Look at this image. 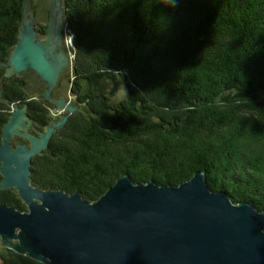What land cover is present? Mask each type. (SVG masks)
Returning <instances> with one entry per match:
<instances>
[{"label":"trees","instance_id":"trees-1","mask_svg":"<svg viewBox=\"0 0 264 264\" xmlns=\"http://www.w3.org/2000/svg\"><path fill=\"white\" fill-rule=\"evenodd\" d=\"M24 5L0 0V63L19 41ZM64 13L79 54L72 92L93 100L98 119L70 120L68 135L33 158L34 187L80 191L93 202L126 175L136 184L180 185L201 171L211 190L264 211V0H65ZM47 22L36 24L41 36ZM119 78L129 96L118 105L104 87L82 84ZM15 82L3 90L0 139L9 105L29 96L30 82ZM24 104L35 131L48 126L40 103ZM0 204L26 209L15 189H0Z\"/></svg>","mask_w":264,"mask_h":264},{"label":"water","instance_id":"water-1","mask_svg":"<svg viewBox=\"0 0 264 264\" xmlns=\"http://www.w3.org/2000/svg\"><path fill=\"white\" fill-rule=\"evenodd\" d=\"M30 1L25 0L19 41L4 64L3 82L31 71L46 84L45 96L52 99L70 63L62 49L65 0H52L44 36L28 10ZM2 93L0 86V100ZM56 102L59 109L78 108L65 100ZM15 109L0 145L1 188L15 189L28 209L0 204L2 247L43 264H264V211L211 190L201 171L180 185L136 184L126 175L93 202L80 191L34 187L33 158L49 148L69 116L36 136L23 132L32 123L28 106ZM16 135L27 138L30 147L14 148L11 139Z\"/></svg>","mask_w":264,"mask_h":264},{"label":"rangeland","instance_id":"rangeland-1","mask_svg":"<svg viewBox=\"0 0 264 264\" xmlns=\"http://www.w3.org/2000/svg\"><path fill=\"white\" fill-rule=\"evenodd\" d=\"M51 2H52V0H31L30 1V6H29L28 10L34 14L35 21H36V24L38 27H40L41 24H44V25L48 24L47 20H49V24H50ZM24 8H25V5H24ZM63 31H64V33H63V40H62V49L67 54L68 58L70 59V63L67 66V68L65 69L64 74L62 75V77L58 83V86L55 88V90L51 94L52 99L46 98V96H45L46 84L43 81H41V79L38 80L36 78L35 73L31 74L29 76H26V75H24V73H26V72H23L21 74L14 75L12 77H8L7 78L8 80L6 79V81L3 82V79H5L4 75H5V72L7 69V66H5L4 64H6L9 61L10 56H9L8 61L6 63H0V65L3 64L2 66H0V70L3 68V71H4L3 77H2L1 82H0V86H2L3 90L5 87V84L9 80H12V78H15V80H16L15 83L18 85L21 83L20 81H22L24 79L27 80L28 82H30L29 85L27 86L28 91L26 92L27 95H29V96L26 98V100H24L22 102H18V103L23 104V106H25L24 103H32V102H35L37 104L40 103L39 104L40 108L43 107L45 112L48 113V116H46L47 118L46 117H44V118H46L47 120L48 119L50 120V122L48 123L49 126L52 125L54 122L56 123V122L61 121L62 117L64 115L69 116L66 124L63 125L60 129H58L52 138V139L57 138L58 140L62 139L61 136L66 137V135H68V132L65 133V132H63V130H64L65 126H67V124L70 120L75 121V120H79V119H81V120L85 119L84 122H86V121H88V117H90V116H92L93 119L97 118L96 113H90L91 112L90 108H93V102H92L93 100H90V99L86 100L85 98L83 99L82 97H80L79 94L78 95L73 94V92L77 91V89H78L77 85H80V81H79V84L76 85V81L78 80V77L75 75L76 74V70H75L76 67L75 66H76V61H77V55H79V54H78V49H77L76 42H75V34L73 33V31L71 29L68 28V25H66V21H65V26L63 28ZM28 72L29 71H27V73ZM132 76H135L133 74V72H132ZM82 84L86 88L85 91H90V90H94V89H101L102 87H104L106 89V92H107L106 95L111 96V98H112L111 102L114 105H118L121 102H127L128 101L127 99L129 96V91H128L127 82L124 78H119L117 81H114V82L110 81L109 79H106L105 81L103 80L101 82V85L94 84L93 87H91L86 82H83ZM132 87L136 88L137 92L141 91L135 85H132ZM41 91H44V92H41ZM63 94H65V95H63ZM83 94H85V93H83ZM1 97L4 98L3 93L1 95ZM56 100H65L69 106H77L78 108L75 110V112H70V111H67L66 109H59L58 103L56 102ZM2 102H4V101H0V110H2L4 108L1 105ZM9 106H10L9 107L10 109L8 110V114H9V118H10V116L16 111V109L11 107V105H9ZM95 109H98V108L96 107ZM27 112H28V109H27ZM41 112H39V113H41ZM46 113H45V115H46ZM244 113H246V115H247L246 117H248V118L254 117L253 112H243V114ZM28 115H29V112H28ZM99 115L101 116V113H99ZM249 116H251V117H249ZM103 117H104V114H103ZM9 118H8L7 122L9 121ZM39 128H41V130L43 132L47 131V125L44 128H43V125L42 126L39 125ZM33 131H35L34 127H30L26 131L23 130V132H25V133L29 132V133H33L34 135H38V136L40 135L39 131H35V132H33ZM68 131H69V133H72L71 130H68ZM3 133H4V125H3L2 130H1L0 145L3 142ZM77 133H78V131H77ZM58 134H59V136H57ZM19 144H25V145H27V147H30V141L27 138H24L20 135H16L15 137H13L11 139V145L15 148ZM0 175H1L2 181H3V176L1 173H0ZM2 181H1V183H2ZM8 190H10V189H8ZM24 206L26 207V209L25 208L24 209H22V208L18 209L15 207H13V208H15L16 210H19L21 212H25V211H27L28 208H27V205L25 203H24ZM1 242H2V237L0 236V244H1ZM4 251H6V252H4ZM0 256L5 257V258L15 257L17 259L19 258L20 260H22L21 257H23V256L25 257L26 255L18 253L13 248L2 247L0 245ZM32 260L36 261V260L31 258V261ZM37 262H39V261H37ZM0 264H3L1 258H0Z\"/></svg>","mask_w":264,"mask_h":264},{"label":"bare ground","instance_id":"bare-ground-1","mask_svg":"<svg viewBox=\"0 0 264 264\" xmlns=\"http://www.w3.org/2000/svg\"><path fill=\"white\" fill-rule=\"evenodd\" d=\"M64 79H65V78H64ZM7 80H8V79H7ZM63 95H65V94H63ZM3 100H4V98L1 97V100H0V101H3ZM4 102H5V101H4ZM16 105H17V106H23V104H21V103H14V104L11 105V107L15 108ZM11 109H12V108H11ZM231 117H232V116H231ZM234 121H235V120H234ZM32 123H33V122H32ZM32 123H31V126H33ZM31 126H30V127H31ZM48 149H49V148H48ZM48 149H46V150H48ZM46 150H45V151H46ZM43 152H44V151H43ZM41 154H42V153H41ZM39 155H40V154H39ZM256 168H257V167H256ZM0 189H1V190H8V189H10V188L4 189V188H1V186H0Z\"/></svg>","mask_w":264,"mask_h":264},{"label":"flooded vegetation","instance_id":"flooded-vegetation-1","mask_svg":"<svg viewBox=\"0 0 264 264\" xmlns=\"http://www.w3.org/2000/svg\"><path fill=\"white\" fill-rule=\"evenodd\" d=\"M32 122H33V121H32ZM32 124H33V123H32ZM31 127H33V126H31ZM41 132H43V131H39V133H41ZM39 133H38V134H39ZM36 136H38V135H36Z\"/></svg>","mask_w":264,"mask_h":264}]
</instances>
